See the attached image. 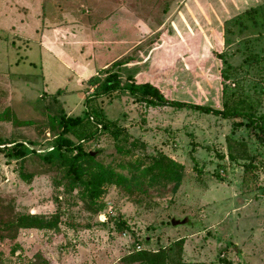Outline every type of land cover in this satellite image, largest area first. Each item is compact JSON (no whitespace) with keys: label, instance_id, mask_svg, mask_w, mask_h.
<instances>
[{"label":"rangeland","instance_id":"374dc122","mask_svg":"<svg viewBox=\"0 0 264 264\" xmlns=\"http://www.w3.org/2000/svg\"><path fill=\"white\" fill-rule=\"evenodd\" d=\"M255 7L258 14L235 20ZM224 9L234 17L217 18L213 0H0V137L43 150L61 115L81 116L85 108L126 129L116 142L103 133L85 142L124 181L104 187L95 214L76 191L64 194L55 184L60 173L36 155L15 160L0 149V222L61 213L52 230L1 233L0 264H126L127 255L175 242L184 262L264 264V145L244 126L147 108L126 95L85 103L99 89L100 69L122 59L123 82L152 81L167 98L220 108L222 57L231 66L253 64L243 89L264 113V0L226 1ZM226 138L245 143L251 159L230 162ZM158 153L182 165L174 193L171 183L144 173ZM115 219L128 228L117 229Z\"/></svg>","mask_w":264,"mask_h":264},{"label":"trees","instance_id":"16d2710c","mask_svg":"<svg viewBox=\"0 0 264 264\" xmlns=\"http://www.w3.org/2000/svg\"><path fill=\"white\" fill-rule=\"evenodd\" d=\"M258 7L245 10L241 15L236 16L235 20L242 19L253 12L258 14ZM247 18L254 20L255 17ZM218 59L222 63V68L219 71L221 86L220 108L167 98L159 86L151 82L138 83L133 77H127L123 82L119 76V69L124 63L121 62L122 59L111 63L104 69H100L96 74L99 89L93 93L92 97H89L90 94L87 95L88 97L85 99L86 106L91 99L112 97L117 94L126 95L134 103L141 104L147 108L188 109L222 120L233 121V127L244 126L250 137L259 144L264 145V113L260 112L259 103L252 100L247 92L244 91L242 84L248 73V67L249 69L253 68V64L251 62L246 63V60H244L238 66H231L222 57H218ZM257 62L258 60H256L255 64ZM166 73L162 75H157L156 73V78L164 76ZM92 78L88 83L89 85L96 84L94 76ZM260 92L264 95V89H261ZM91 111L99 114L96 109L89 111L85 108L81 116L70 117L61 115L57 120L59 132L50 146L43 150H37L27 143L24 144L13 139H3L1 137L0 149L5 151V156L15 160H21L27 153L36 155L44 164L60 173V180L55 183L56 186H60L64 194H72L76 191L77 197L82 201L85 210L95 214L101 210L98 201L104 193V187L113 184L119 185V182L124 181L113 173L104 170L95 161L97 153L85 150V142L102 133L107 134L116 142L126 134V129L120 127L115 120H97L92 117ZM5 119L1 118L0 120L6 121ZM85 122L89 123L90 126L87 127ZM70 136L75 137L76 141H72ZM225 141L227 158L230 162L251 159L245 143L235 142L231 138H226ZM191 160L195 161L193 157H191ZM181 169L182 165L171 160L166 155L158 153L156 156L149 158V164L144 173L148 174L149 180L171 183L172 192L174 193L181 182ZM60 218L59 209L51 216L18 214L6 223L0 222V234L7 232L17 234L19 230H52L60 224ZM115 225L117 229L128 228L126 223L120 219H115ZM181 249L182 244L175 242L168 247L159 249L155 253L141 250L139 253L127 255L120 261L126 264L136 260L139 264H203L184 262L181 259Z\"/></svg>","mask_w":264,"mask_h":264},{"label":"crops","instance_id":"0c3cea01","mask_svg":"<svg viewBox=\"0 0 264 264\" xmlns=\"http://www.w3.org/2000/svg\"><path fill=\"white\" fill-rule=\"evenodd\" d=\"M184 1H187V0H184ZM207 1V0H206ZM226 1H227V4L228 3H230V4H233L234 5V1L235 0H213V3L215 4V7L218 9L217 10V15H216V17L217 18H219V19H222V21H228L229 19H232V17H234V15L235 14H233V15H229V14H227V13H225L224 11H225V9H224V2L226 3ZM240 1H242V0H240ZM244 1V0H243ZM245 1H247V0H245ZM255 1V0H254ZM238 2H239V0H238ZM241 3V2H240ZM236 4H237V2H236ZM242 4V3H241ZM222 9L224 10V11H222ZM178 14H180V12H178L177 13V15ZM171 30H173V33L175 32L176 33V29H174V27H171ZM175 30V31H174ZM174 33V34H175ZM162 66V65H161ZM163 67V66H162ZM165 68V67H164ZM154 76V75H153ZM151 78H152V76H150ZM160 77H166V78H168L169 77V72H167L166 73V75L164 74V76H160ZM155 80H156V76H155ZM149 82H151V83H153V84H155L154 82H152V81H149ZM156 85V84H155Z\"/></svg>","mask_w":264,"mask_h":264},{"label":"water","instance_id":"95a60500","mask_svg":"<svg viewBox=\"0 0 264 264\" xmlns=\"http://www.w3.org/2000/svg\"><path fill=\"white\" fill-rule=\"evenodd\" d=\"M187 221L186 218L182 219V220H171V225L172 226H177V225H180V224H183Z\"/></svg>","mask_w":264,"mask_h":264},{"label":"built area","instance_id":"2783aa9c","mask_svg":"<svg viewBox=\"0 0 264 264\" xmlns=\"http://www.w3.org/2000/svg\"><path fill=\"white\" fill-rule=\"evenodd\" d=\"M90 92L92 93L93 92V90L92 89H90ZM87 95H89L88 93H87ZM137 250L139 251V250H141L140 249V247H137Z\"/></svg>","mask_w":264,"mask_h":264}]
</instances>
